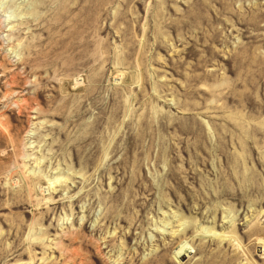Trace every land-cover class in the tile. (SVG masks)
Masks as SVG:
<instances>
[{"label":"rangeland","instance_id":"1","mask_svg":"<svg viewBox=\"0 0 264 264\" xmlns=\"http://www.w3.org/2000/svg\"><path fill=\"white\" fill-rule=\"evenodd\" d=\"M0 264H264V0H0Z\"/></svg>","mask_w":264,"mask_h":264}]
</instances>
